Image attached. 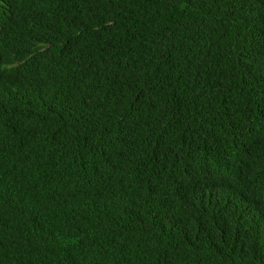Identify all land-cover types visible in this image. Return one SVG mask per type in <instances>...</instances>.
Segmentation results:
<instances>
[{
  "label": "trees",
  "instance_id": "1",
  "mask_svg": "<svg viewBox=\"0 0 264 264\" xmlns=\"http://www.w3.org/2000/svg\"><path fill=\"white\" fill-rule=\"evenodd\" d=\"M0 264H264V0H0Z\"/></svg>",
  "mask_w": 264,
  "mask_h": 264
}]
</instances>
